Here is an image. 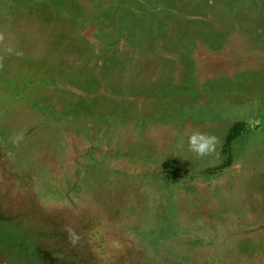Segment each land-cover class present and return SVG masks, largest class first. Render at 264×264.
<instances>
[{
	"label": "rangeland",
	"instance_id": "obj_1",
	"mask_svg": "<svg viewBox=\"0 0 264 264\" xmlns=\"http://www.w3.org/2000/svg\"><path fill=\"white\" fill-rule=\"evenodd\" d=\"M0 228L41 264H264V0H0Z\"/></svg>",
	"mask_w": 264,
	"mask_h": 264
},
{
	"label": "clouds",
	"instance_id": "obj_2",
	"mask_svg": "<svg viewBox=\"0 0 264 264\" xmlns=\"http://www.w3.org/2000/svg\"><path fill=\"white\" fill-rule=\"evenodd\" d=\"M215 146V136L199 131H193L188 135V147L190 151L194 152L197 156H205L214 152ZM68 237L73 244H75L78 239L76 234L71 229H68Z\"/></svg>",
	"mask_w": 264,
	"mask_h": 264
},
{
	"label": "flooded vegetation",
	"instance_id": "obj_3",
	"mask_svg": "<svg viewBox=\"0 0 264 264\" xmlns=\"http://www.w3.org/2000/svg\"><path fill=\"white\" fill-rule=\"evenodd\" d=\"M0 234H1V238H5V237H9L5 234V232L0 228ZM24 247L23 249H27L29 254L31 256H29L27 259H29L31 262L28 263L26 260L25 264H41L37 259H39V257L36 255V251L35 249L30 246H23L22 244L17 247L16 251L12 250L9 246L7 247V245L5 246L4 248V244H3V247L0 248V251H3L1 254H4V256H6V263L4 262V264H20L19 261L17 259H14V258H17L18 255H19V251H20V247ZM3 248V249H2ZM26 254V252H24ZM23 253V254H24ZM32 253V254H31ZM11 254V255H10Z\"/></svg>",
	"mask_w": 264,
	"mask_h": 264
},
{
	"label": "trees",
	"instance_id": "obj_4",
	"mask_svg": "<svg viewBox=\"0 0 264 264\" xmlns=\"http://www.w3.org/2000/svg\"><path fill=\"white\" fill-rule=\"evenodd\" d=\"M226 163H227V161L224 162V164H222L221 166H218V168H223V166L225 167L227 165ZM23 248L24 247H22V246L20 247V251H19L18 257L17 258H14V259H17L20 264H25V262L27 260V257H26L27 256V253H29L27 249H23ZM24 252H26V256H25V253Z\"/></svg>",
	"mask_w": 264,
	"mask_h": 264
}]
</instances>
